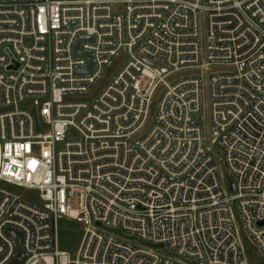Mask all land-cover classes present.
Segmentation results:
<instances>
[{
    "label": "built area",
    "instance_id": "obj_1",
    "mask_svg": "<svg viewBox=\"0 0 264 264\" xmlns=\"http://www.w3.org/2000/svg\"><path fill=\"white\" fill-rule=\"evenodd\" d=\"M3 183L37 196L0 188V264H264V0H0Z\"/></svg>",
    "mask_w": 264,
    "mask_h": 264
},
{
    "label": "rangeland",
    "instance_id": "obj_2",
    "mask_svg": "<svg viewBox=\"0 0 264 264\" xmlns=\"http://www.w3.org/2000/svg\"><path fill=\"white\" fill-rule=\"evenodd\" d=\"M116 10H121V6H117ZM201 31H202V37H201V46L202 50L206 52V43H207V30H206V20L203 16L201 18ZM31 43L26 42V45H30ZM206 57V56H205ZM128 57L125 55H121L117 59H115L109 69L106 70L105 81H100L98 84L94 85L92 88L91 93L86 94L83 96L86 100H93L95 96H97L102 88L112 79L113 76H115L118 71L122 68V66L127 61ZM233 68L230 65L223 66V65H209L206 68H198L195 69V74L201 76L203 80V95H202V110L196 113L194 116L196 118V121L205 128L207 136H210L211 130H212V123H211V107H210V91L208 88V79L211 74L219 73V72H227L232 71ZM171 77H169L168 80H170ZM159 99V94L157 93L155 97L153 98L150 106V120L155 115L157 102ZM77 132H72L68 134L67 140L74 139L77 136ZM59 149L63 148V146H58ZM214 154L217 158L221 157L223 155L222 150L220 147L216 146L214 148ZM0 188L14 193L16 196L24 198V199H35L37 196V192L28 190L25 188H16L15 186L7 185V184H1ZM239 227L240 223L238 222ZM240 231V229L238 228ZM84 232V227L80 222H76L75 220H72L68 217H62L58 221V246L67 252L75 258L78 249L79 244L82 239ZM240 241L243 247V257L247 261V264H258V260L256 258V250L253 245H251V242L248 241V239L244 238V234L240 231Z\"/></svg>",
    "mask_w": 264,
    "mask_h": 264
},
{
    "label": "water",
    "instance_id": "obj_3",
    "mask_svg": "<svg viewBox=\"0 0 264 264\" xmlns=\"http://www.w3.org/2000/svg\"><path fill=\"white\" fill-rule=\"evenodd\" d=\"M227 180H228V183L230 184V189L233 190L234 189V184L232 183V181L229 179L228 176H226ZM17 239V242H18V245H19V240H20V235L19 234H16V233H13ZM23 261V256H22V252L21 250L19 249V255L18 257L16 258V260L12 263V264H21V262Z\"/></svg>",
    "mask_w": 264,
    "mask_h": 264
}]
</instances>
